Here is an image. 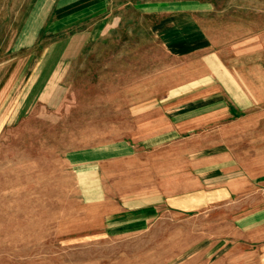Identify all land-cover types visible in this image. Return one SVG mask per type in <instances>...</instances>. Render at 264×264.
<instances>
[{"label": "rangeland", "instance_id": "obj_1", "mask_svg": "<svg viewBox=\"0 0 264 264\" xmlns=\"http://www.w3.org/2000/svg\"><path fill=\"white\" fill-rule=\"evenodd\" d=\"M81 1L0 0V264H264V149L149 124L228 76L206 23L264 36V0ZM220 178L241 193L167 204Z\"/></svg>", "mask_w": 264, "mask_h": 264}, {"label": "crops", "instance_id": "obj_2", "mask_svg": "<svg viewBox=\"0 0 264 264\" xmlns=\"http://www.w3.org/2000/svg\"><path fill=\"white\" fill-rule=\"evenodd\" d=\"M59 1L60 6H66L71 3L79 4L81 0H56ZM85 1V0H84ZM53 6L55 0H48ZM213 23V22H212ZM207 22L202 32L207 39H213L215 32L220 31L222 44L220 51L216 49H206V53H211L212 56H217L220 59L228 76L223 72V77L220 80H210L197 93L186 95L175 99L173 109H160L157 111V117L160 120L150 122L154 127L165 126L164 131L172 132H187L196 131L199 128H206V133L221 132L223 142L237 135V143L239 149H253L254 151H261L264 149V97H260L259 89L254 81L247 80L244 71L247 69L263 70L264 63L261 60V54L264 53V36L257 34L250 25H246L240 20H230L223 23L220 27L214 29V25L210 26ZM216 30V31H215ZM259 55V60L254 61L255 56ZM232 75V77L230 76ZM248 86V87H247ZM249 87L253 90L251 93ZM247 90L249 93H247ZM257 90V93H256ZM182 102L190 103L187 106ZM236 118V120H233ZM228 136V137H227ZM253 164L256 170L255 182L258 181L257 171L264 167V160L261 152L253 153ZM221 161L218 165H229L231 160L230 154L221 155ZM242 160V156H238V170L242 172L243 183L245 182L246 163ZM222 171H224L222 169ZM230 172V170H227ZM262 172V171H261ZM224 180L219 179L221 184L205 187V185L197 188L196 193H185L171 195L167 204L174 208H181L182 210L191 211L193 206L198 205L204 198V205L210 204L216 200H227L237 191L231 187V183H225ZM228 181V180H227ZM240 180H237L239 182ZM207 190V192L200 193L199 191ZM186 208V209H184ZM255 213L262 214L263 210H257Z\"/></svg>", "mask_w": 264, "mask_h": 264}]
</instances>
